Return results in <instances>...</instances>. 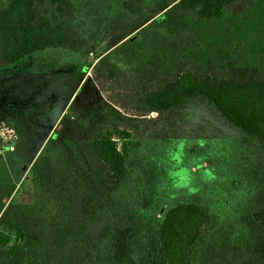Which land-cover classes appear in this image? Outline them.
I'll return each instance as SVG.
<instances>
[{
  "label": "rangeland",
  "instance_id": "obj_1",
  "mask_svg": "<svg viewBox=\"0 0 264 264\" xmlns=\"http://www.w3.org/2000/svg\"><path fill=\"white\" fill-rule=\"evenodd\" d=\"M123 1L73 0L88 45L46 50L0 70V209L32 202L36 160L75 155L83 142L79 127L116 125L132 133L129 176L106 200L109 231L92 250L90 264H157L164 214L184 202L200 204L211 218L210 239L198 247L192 264H264V226L251 214L264 202V152L258 143L203 100L142 112L123 89L92 72L105 54L128 72L152 53L168 67L184 58L219 57L264 69V0L213 20L178 10L171 0H141L137 14ZM8 2L0 0V10ZM44 7L55 14L48 1ZM65 112L61 138L50 140L54 121ZM74 165L81 170L77 159L68 166ZM0 264H8L5 248Z\"/></svg>",
  "mask_w": 264,
  "mask_h": 264
},
{
  "label": "trees",
  "instance_id": "obj_2",
  "mask_svg": "<svg viewBox=\"0 0 264 264\" xmlns=\"http://www.w3.org/2000/svg\"><path fill=\"white\" fill-rule=\"evenodd\" d=\"M8 1L0 10V70L46 50L78 51L88 45L80 30L84 20L78 23L73 0ZM46 1L55 14L48 15ZM171 1L176 9L204 20L253 7V0ZM140 2L124 0L122 5L137 14ZM56 17L59 21L53 23ZM92 72L95 78L123 89L142 112L203 100L264 152V69L219 57L184 58L168 67L163 57L152 53L143 66L128 72L105 54L97 57ZM66 112L54 125L50 140L61 138ZM78 131L83 142L75 155L67 152L62 158L36 160L32 202H9L0 209V248H5L8 264H90L92 250L106 237V200L127 182L132 133L116 125L105 130L79 127ZM72 159L81 162V170L68 166ZM251 214L264 226V202ZM211 228V218L200 204L170 207L159 228L157 264H192L198 247L210 239Z\"/></svg>",
  "mask_w": 264,
  "mask_h": 264
},
{
  "label": "crops",
  "instance_id": "obj_3",
  "mask_svg": "<svg viewBox=\"0 0 264 264\" xmlns=\"http://www.w3.org/2000/svg\"><path fill=\"white\" fill-rule=\"evenodd\" d=\"M62 114V113H61ZM61 114L56 118V120L54 121V124H53V126L51 127V129H50V133H51V131L53 130V127H54V125L57 123V120H59L60 119V116H61ZM50 133H49V135H50Z\"/></svg>",
  "mask_w": 264,
  "mask_h": 264
},
{
  "label": "built area",
  "instance_id": "obj_4",
  "mask_svg": "<svg viewBox=\"0 0 264 264\" xmlns=\"http://www.w3.org/2000/svg\"><path fill=\"white\" fill-rule=\"evenodd\" d=\"M9 144L7 143L6 146H8ZM1 152V151H0Z\"/></svg>",
  "mask_w": 264,
  "mask_h": 264
}]
</instances>
